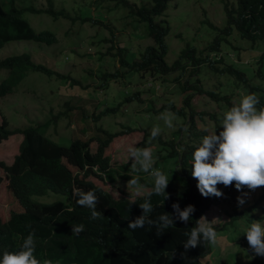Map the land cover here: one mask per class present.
Listing matches in <instances>:
<instances>
[{"label":"trees","instance_id":"obj_1","mask_svg":"<svg viewBox=\"0 0 264 264\" xmlns=\"http://www.w3.org/2000/svg\"><path fill=\"white\" fill-rule=\"evenodd\" d=\"M16 1L0 0V48L13 40H31L47 45L56 42L52 31L33 29L22 15L24 11L44 13L54 20L69 19L70 23L78 25L86 22L100 24L111 32L112 41L113 31L109 24L112 18H109L108 22L101 16L93 18L90 11H83L82 6L86 10H99L109 15L113 10L124 9L125 12L121 16L123 27L129 25L133 31L141 27L144 35L152 38L154 43L139 52L137 58L131 59L126 58V49L117 47V52L109 57H115L119 67L113 72L101 75L104 81L101 87L108 86V81H118L132 72L137 73L140 79L149 76L152 83L157 81L161 85L174 86L170 93L174 92L172 94H175L176 102L168 101L156 109L151 101L144 105L143 111L148 112V116L161 115L164 111L171 112L181 117L182 122L169 137L163 138L159 134L154 139L151 136L152 131L141 127L126 125L122 130L110 132L97 125V133L81 141L84 144L97 143L95 152L87 161L94 169H85L81 176L73 173L63 162L64 153L70 151L78 139L72 138L66 146L56 143L45 134V128L51 122L56 124V121L64 116L69 118L68 113L74 109L81 110V118L86 117L80 106L74 107L69 101H65L63 110L55 115L51 112L52 115L42 124L26 128L8 129V122L3 118L0 137L4 139L18 135L19 140L11 163L0 160V169L2 167L11 171L10 181L19 189L30 208H9L5 212L0 209V256L5 250L18 251L23 238L34 232V254L41 262L47 258L52 260L53 264H210L207 260H201L210 252L208 241L202 239L196 247H184L192 228L214 203L213 196H202L196 187L197 181L191 175L192 153L201 139L210 133L206 118L213 121V129L218 134L221 130L222 114L239 100L236 101L229 95L231 91L224 92L222 86L217 90L205 89L201 78L204 76V70L217 78L222 76L226 78V86L235 85L245 89L247 93L257 95L260 99L257 108L264 107V48L254 61L255 68L251 73L239 68L232 54L226 53L222 48V40L226 41L233 30L253 45L259 40L264 41V0H222L225 24L218 27L207 21L208 25L218 32L212 41L202 49L187 44L170 64L166 61L169 50L166 36L170 27L164 17L169 0H150L149 4H137L130 0H84L75 5L73 15L67 13L63 6L55 7L54 0H45V8H36L32 4L19 7ZM110 1H115L112 7L109 5ZM76 9L80 11L77 12ZM112 48L114 46L108 51ZM246 62L253 64L252 59H247ZM29 71L67 79L72 81L71 85L77 83L71 80L69 75L48 68L42 63L33 62L30 54L24 52L0 59V73L3 72L4 75L0 81V97L13 92ZM145 89L154 91V87ZM139 93L137 91L129 94L123 101H140ZM203 94L218 106L225 107L223 112L198 110L193 103ZM118 106L105 107L91 113L90 118L92 117L96 124L102 116L116 113ZM135 129L144 130L141 140L134 145L135 148L141 149L143 144L144 148L151 149H158L159 146L158 151L163 152L153 160V170H157L158 163L163 165L165 161L170 160L175 162V168L169 171L170 183L165 189L167 196L153 194L150 198L152 211L147 214V219L154 223L145 222L143 227L131 229L128 223L143 214L139 205L144 203L145 194L152 192L154 181L147 176L151 174L150 171H143L138 164L128 166L126 163L112 162L106 149L117 137ZM116 177L137 180L149 190L132 195L121 188L108 189L105 182L113 183ZM224 189L234 201V207L233 213L229 214V220L222 228L248 213L246 209L239 208L237 201L244 189L238 191L234 184ZM77 190L95 192L98 198L95 210L102 214L99 219H90L91 210L77 204ZM52 193L59 198L49 202L37 200L41 196L50 197ZM132 201L135 202L131 203ZM174 203L179 205L180 210L189 204L193 205L194 212L186 223L178 219L172 207ZM165 213L172 218L174 226L161 227L159 217ZM78 224H83L84 230L79 234L71 233L72 225ZM213 227L215 231L218 230L216 226ZM248 264H264V261L253 257Z\"/></svg>","mask_w":264,"mask_h":264},{"label":"rangeland","instance_id":"obj_2","mask_svg":"<svg viewBox=\"0 0 264 264\" xmlns=\"http://www.w3.org/2000/svg\"><path fill=\"white\" fill-rule=\"evenodd\" d=\"M54 1L55 7L63 6L67 13L73 15L75 5L84 0ZM130 1L137 4H149L150 0ZM114 2L110 1L109 5L112 7ZM16 4L19 7L30 4L36 8L46 7L45 0H17ZM82 8L83 11H90L93 18L101 16L103 20H107L106 22L109 18H112L109 23L113 31L112 41L110 39L111 32L100 24L86 22L78 25L70 23L69 19L58 18L54 20L44 13L34 14L24 11L22 13L23 17L29 21L36 31L45 29L52 31L56 37V42L47 45L31 40H13L5 43L0 48V59L24 52L29 53L33 62L42 63L48 68L69 75L71 80L77 81L75 85H71L72 81L70 80L29 71L13 92L0 97V125L3 123L4 118L8 122V129L37 126L42 124L52 113L55 115L61 109L63 110L65 101H69L74 107L80 106L86 117L81 118V110L74 109L73 112L68 113L69 118L64 116L58 119L56 124L51 122L45 128L47 131L45 134L56 143L66 146L72 138L78 139L71 150L64 153L63 162L73 173H78L81 176L85 169H94L87 161L91 159L97 147L96 142L84 144L81 141L95 135L97 125H101L110 132L122 130L126 125L141 127L147 131L159 127V134L166 138L182 122L180 121L181 117L174 114L173 127L169 128L164 117L171 112L164 111L161 115L148 116L146 115L148 112L143 111L144 105L151 101L156 109L167 104L168 101L176 102L175 94H172L174 92L170 93L174 86L161 85L157 81L152 83L150 81L151 77L147 76L145 79H140L137 73L132 72L124 78H119L118 81H108V86L101 87L104 83L101 75L113 72L119 67L116 58L109 57L112 53L117 52V47L126 49V58L131 59L137 58L139 52L154 42L152 38L144 35L141 27H137L134 31L129 25L123 27L124 21L121 16L125 11L122 8L113 10L110 15L99 10H86L84 6ZM79 11L77 10V12ZM164 17L170 27L166 36L169 47L166 61L169 64L174 61L177 53L187 44L202 49L205 44L212 41L218 32L210 27L207 21L218 27L225 24L222 0H169ZM222 41V48L226 53L232 54L237 66L245 72L251 73L252 69L255 68L254 61L258 59L261 49L264 48V41L259 40L253 45L249 40L241 38L235 30L231 32L226 41ZM113 46L114 48L109 52L108 50ZM74 50H77V52ZM83 53L85 55H82ZM65 56L68 58L66 59ZM247 59H252L253 64H248ZM0 74L1 81L4 75L3 72ZM225 79L222 76L217 78L206 70H204V76L201 78L205 89L217 90L222 86L224 92L231 91L229 95L238 101L241 91L246 92L245 89L235 85L228 87L225 85ZM149 87H154V91L144 90V88ZM137 91L140 92V101H123L125 96ZM193 104L198 110L205 109L216 113L223 112L222 109L225 108L218 106L204 94ZM115 105H119L117 112L102 116L96 124L92 121V117L90 118L91 113ZM206 120L209 123L208 129L212 132L214 130L213 121L208 118ZM199 125L201 126V124ZM143 129H135L117 137L108 146L106 152L112 162L126 163L128 166L136 164L135 160L130 158L128 149L134 147L141 140ZM18 140V135L4 139L0 137V160L8 164L11 163L17 151ZM141 149H144V144ZM147 149L153 154V160L163 153L158 151L159 146L158 149H151L150 147H147ZM165 162L163 165L161 162L158 163L157 170L168 176L171 168H175V162L173 160ZM10 173L9 169L1 167L0 209L2 208L4 212L9 208L13 210H20L23 207L29 209L28 203L24 201L18 188L13 186L9 180ZM147 176L154 181L151 174ZM168 183H170V179ZM105 186L113 190L121 188L132 195L142 194L149 190L148 187L137 180H125L119 177H116L113 183L105 182ZM217 187L224 195L222 197L213 196L214 203L199 220V222H204L205 218L218 228L215 231L216 241L215 243L209 242L210 252L201 260H207L210 264H248L253 257H258L264 261V256L256 255L250 248L246 236L243 234L251 223L259 222L264 225V187H259L254 191L246 187L243 188L244 192L241 197L244 199V203L239 205V208L246 209L248 213L237 221L227 224L224 228L222 226L229 220V214L233 213L234 201L226 194L224 185L220 184ZM57 198L59 196L52 193L50 197L41 196L37 200L49 202Z\"/></svg>","mask_w":264,"mask_h":264},{"label":"clouds","instance_id":"obj_3","mask_svg":"<svg viewBox=\"0 0 264 264\" xmlns=\"http://www.w3.org/2000/svg\"><path fill=\"white\" fill-rule=\"evenodd\" d=\"M259 103L260 99L257 95L241 91L239 101L222 114L219 133L217 134L216 130L208 133L194 147L191 175L197 181L196 187L202 196L222 197L224 194L217 187L220 184L225 187L234 184L238 191L245 187L252 191L264 187V107L258 109ZM164 119L167 127L172 128L174 114L169 113ZM159 131V127L152 129L153 139L159 135ZM128 151L130 158L135 160L143 171H150L154 177L152 192L146 193L144 203L139 205L143 214L128 223L129 228L136 229L143 227L145 222L154 223L147 219V214L152 211L150 198L153 194L167 196L165 189L169 177L160 170H153V158L149 149L130 147ZM75 195L79 197L77 200L79 206L91 210L90 219L96 220L102 216L101 212L95 210L98 198L93 190L87 192L77 190ZM237 201L238 205L244 203L242 197H237ZM172 207L178 219L185 223L194 212L191 204L183 210H180L179 205L175 203ZM159 221L162 222V228L174 226L168 213L161 215ZM83 230V224L72 225L71 233L79 234ZM243 234L255 254L264 256V225L259 222L251 223ZM202 239L210 243L216 241L215 229L205 218L204 222L198 220L197 225L192 228L189 239L184 245L185 249L196 247ZM35 251L34 232H30L23 238L18 251L3 252L0 256V264H53L52 260L47 258L41 262L34 254Z\"/></svg>","mask_w":264,"mask_h":264}]
</instances>
